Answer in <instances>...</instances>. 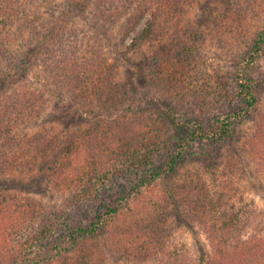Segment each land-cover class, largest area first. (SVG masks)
Returning <instances> with one entry per match:
<instances>
[{"label":"trees","instance_id":"1","mask_svg":"<svg viewBox=\"0 0 264 264\" xmlns=\"http://www.w3.org/2000/svg\"><path fill=\"white\" fill-rule=\"evenodd\" d=\"M187 1L95 0L94 6L99 25L129 20L125 36L141 16L150 14L151 21L139 38L154 42L162 24L175 27L181 23ZM46 2L0 0V45L9 43L8 29L16 18L35 34L50 36L42 60L44 69L66 86L80 108L84 105L82 102L88 103L91 106L88 113L107 118L109 123L98 122L88 131L73 134L53 132L42 127L49 100L34 90L14 92L0 106V171L43 164L45 177L68 190L85 179L94 188L104 184L108 176H115L125 179L130 192L117 198L114 207H108L89 225L67 226V240L63 242L57 237L56 225L51 224L50 216L48 222H40V228L36 226L35 230L28 228L32 225L22 223L26 218L24 209L27 212L30 208L33 212L32 200L22 202L13 194L1 196L0 225L7 228L8 234L0 233V264H116L119 261L191 264L185 245L168 247L166 243L163 222L172 205L179 206V212L187 213L203 225L209 251L201 256H210L208 264H264V217L258 218L247 203L239 209L230 205L228 201L232 197L226 198L227 191L237 189L230 168L223 174L220 189L209 183L216 179L197 181L175 177L193 153L195 142L206 140L195 128L197 122L181 119L170 104L162 115L148 114L146 111L150 109L144 105L139 109L130 108V103L127 104L130 93L118 87L115 68L101 53L94 36L85 28L57 27L42 19L38 8ZM134 3H138L141 12L131 19L124 18ZM231 7L240 10L234 3ZM163 13L166 19H162ZM263 43L262 32L242 61L236 84L248 111L255 109L258 101L250 68L260 59ZM117 108L123 112L120 114ZM258 116V134L250 145L255 155L261 157L264 155V112ZM245 118L241 111L222 115L218 119L219 128L213 130L214 137L220 142L234 138L236 123ZM33 127L40 129L35 132ZM161 133L177 137L178 147L169 149L170 142L165 139V143ZM169 150L171 157L167 163H158L157 157ZM208 155L201 149L197 156ZM219 157L224 159L222 154ZM160 183L164 185L161 189ZM128 204L136 206L135 217L120 209ZM40 209L35 208L37 212ZM41 216L42 213L38 215ZM77 249V255H73Z\"/></svg>","mask_w":264,"mask_h":264},{"label":"rangeland","instance_id":"2","mask_svg":"<svg viewBox=\"0 0 264 264\" xmlns=\"http://www.w3.org/2000/svg\"><path fill=\"white\" fill-rule=\"evenodd\" d=\"M94 2L47 0L39 6L38 13L57 27L88 29L107 62L114 66L118 87L130 93L127 103L130 108L139 109L144 105L150 109L146 111L148 114L162 115L170 104L181 119L197 122L195 128L206 140L195 142L193 153L190 152L176 178L197 181L212 178L216 180L209 181L210 185L220 189L223 174L230 168L231 179L237 188L227 191L226 198L232 197L228 201L230 205L239 209L247 203L258 218L264 217V155L256 156L250 145L258 134V115L264 112V43L260 59L250 68L253 89L258 97L255 109L245 110L246 103L236 89L241 63L248 57L258 35L264 33V0H188L181 23L175 27L162 24L156 31L157 40L154 42L139 38L151 21L150 14L141 16L139 23L125 36L129 20L123 19L109 26L99 25ZM233 3L240 10L231 7ZM139 12L138 3H134L124 18L131 19ZM163 14L162 19H166V13ZM23 26L19 19L13 20L8 29L9 43L0 45V106L14 92L34 90L49 100L42 125L48 130L73 134L88 131L98 122L109 123L107 118L88 113L87 109L91 108L88 103L82 102L84 105L80 108L66 86L44 69L42 60L50 36H39L31 27ZM152 43L155 47L151 46ZM118 111L123 112L117 108ZM240 111L246 118L236 123V136L220 142L213 132L219 128L217 125L220 126L218 119ZM38 129L32 128L35 132ZM161 137L164 142L169 140V149L180 144L174 135L166 137L161 133ZM201 149L209 155L198 157ZM169 153L170 150L164 151L157 157V162L167 163L171 157ZM219 154L223 155V160ZM40 165L0 171V198L13 194L22 202L32 200L33 212L30 208L27 212L24 209L26 218L22 223L32 225L28 228L35 230L36 226L40 228V222H48L50 216L49 220L56 225L57 237L63 239L62 242L67 240V226L89 225L108 207H114L117 198L130 192L125 179L115 176H108L104 184L94 188L85 179L68 190L45 177V166ZM162 186L160 183V189ZM37 207L41 208L39 212L35 210ZM179 208L170 206L164 216L163 229L168 247L185 245L191 264H208L210 256H201L209 251L208 235L203 225L187 213L179 212ZM120 209L132 217L136 215L133 204L123 205ZM41 213L42 216L38 217ZM0 233L8 234L7 228L0 225ZM76 251L78 249L73 255H77ZM116 264L131 263L119 261Z\"/></svg>","mask_w":264,"mask_h":264}]
</instances>
